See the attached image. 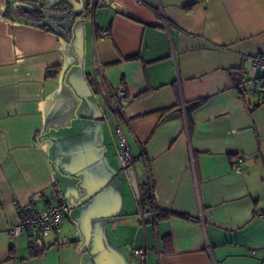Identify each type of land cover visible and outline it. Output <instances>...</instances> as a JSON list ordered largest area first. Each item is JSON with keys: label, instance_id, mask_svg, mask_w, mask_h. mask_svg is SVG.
<instances>
[{"label": "crops", "instance_id": "0c3cea01", "mask_svg": "<svg viewBox=\"0 0 264 264\" xmlns=\"http://www.w3.org/2000/svg\"><path fill=\"white\" fill-rule=\"evenodd\" d=\"M16 2L0 0V264H134L132 247L145 264H264V89L246 75L247 58L264 54V0H109L75 19L82 67L61 46L71 20L64 36L47 32L15 15ZM81 68L93 92L83 109L82 97L66 108L47 95ZM251 81L260 91H246ZM119 121L135 158L128 178ZM147 182L157 209L190 218L140 211ZM58 203L68 209L40 255L26 233L9 241L22 207Z\"/></svg>", "mask_w": 264, "mask_h": 264}, {"label": "built area", "instance_id": "2783aa9c", "mask_svg": "<svg viewBox=\"0 0 264 264\" xmlns=\"http://www.w3.org/2000/svg\"><path fill=\"white\" fill-rule=\"evenodd\" d=\"M92 1L93 4H95L98 0ZM101 34H108V30H101ZM247 60L258 70L259 75L257 80L262 89H264V54L250 56ZM123 93V88L120 87L113 94V98L108 95L109 103L114 107H118L120 104V97ZM113 101L115 102L113 103ZM115 135L117 139V157L120 168L128 178L130 172L134 169L135 158L130 151L120 121L115 128ZM243 158V155L236 154L230 161L231 168L237 173L241 172L240 164ZM67 209L68 206L65 203L52 204L42 210H38L32 206L22 207L18 211L17 222L8 227L6 231L9 241H13L23 233H26L31 239L37 240L48 234L58 235L61 221ZM131 254L134 259V264H145L146 249L144 247H132Z\"/></svg>", "mask_w": 264, "mask_h": 264}, {"label": "trees", "instance_id": "16d2710c", "mask_svg": "<svg viewBox=\"0 0 264 264\" xmlns=\"http://www.w3.org/2000/svg\"><path fill=\"white\" fill-rule=\"evenodd\" d=\"M98 1L93 4L92 0H83V11L75 14L73 16L70 25L67 27V31L71 32V26L73 21L77 18V16H85L86 14L92 13L94 8L97 6ZM72 8V5L68 3L66 0H60L52 5L46 6L40 0H17L14 5L15 15L26 19L31 22L33 25L40 27L41 29L51 32L57 35H60L58 32V28L64 29V21H65V13L69 12ZM7 16H11V7L6 11ZM56 72V67H51L46 70L47 75H53ZM86 76V74H85ZM88 84L92 89V82L88 80ZM149 92L144 91L135 96V98H141L147 95ZM205 101V98L196 99L186 104V112L187 118H189L191 110L200 106ZM154 196L152 191L151 183H142L139 188V209L142 211L143 209L154 208ZM157 210L156 217H167L168 215H174L181 218L189 219V215L179 212L166 211V210ZM37 239H33L30 242L31 253L30 256L40 255L43 251L44 243L42 237L39 238L42 243V248L39 249L38 246H35V241Z\"/></svg>", "mask_w": 264, "mask_h": 264}, {"label": "rangeland", "instance_id": "374dc122", "mask_svg": "<svg viewBox=\"0 0 264 264\" xmlns=\"http://www.w3.org/2000/svg\"><path fill=\"white\" fill-rule=\"evenodd\" d=\"M44 2H47V0H41ZM77 9H78V4L77 3H73L72 4V8L69 12L65 13V16L67 17V23H70V20H72L73 16H75V14L77 13ZM89 24L91 25V20L88 19ZM72 31H71V42H66V40H63L61 43V46L63 48V50L66 51L67 54L72 53L74 60H73V64L75 67L80 66L82 67V64H80V62L83 61L84 58V51H83V46L81 51L80 50H76V46H75V40H74V36L73 34L77 35L79 30L82 29V23L80 21L75 20L72 24ZM58 32L59 34H61L62 36H64L65 32L63 29L58 28ZM88 58H90L91 56V51L90 49H88V53H87ZM72 57V56H70ZM87 61H86V69L87 72L90 74H92L91 72V68L90 66H87ZM251 70V71H250ZM250 70L246 71V75H248L251 79L258 77L259 72L257 69L255 68H251ZM73 71L70 73V75L67 77L66 73L64 72V74L61 76L60 80H58V82L54 85L51 84L50 89L51 92L48 93L47 95H52V97L54 98L56 95V98H58L57 100L59 104H63V106H65L67 108V106H75L74 108H76V104H78L76 101H78L81 97L84 98V103L83 106H81V108L83 109L86 102H87V98L86 96H90L92 95V90L90 89V86L88 85V82L86 81V76L84 74L83 69L81 68V72L78 74V82H74L72 83V77H73ZM252 74V75H251ZM89 76V75H88ZM74 84V88L71 87ZM260 85V84H259ZM256 82H250L249 85H246L244 88L246 89L247 92L254 94V92L260 91V86H259ZM62 99H61V98ZM73 97H76L77 100H71L75 99ZM91 97V96H90ZM97 98L101 101L102 105H104V102L102 101L99 92L97 93ZM70 99V100H69ZM70 101V103L68 104V102ZM105 106V105H104ZM119 162V161H118ZM122 174L124 175V173L122 172ZM51 238L50 235L45 236L44 240Z\"/></svg>", "mask_w": 264, "mask_h": 264}, {"label": "water", "instance_id": "95a60500", "mask_svg": "<svg viewBox=\"0 0 264 264\" xmlns=\"http://www.w3.org/2000/svg\"><path fill=\"white\" fill-rule=\"evenodd\" d=\"M108 1L109 0H98V6H103V5H105V4H107L108 3ZM115 101H113V103H114ZM124 104H126L125 102H124ZM114 108H116V107H114ZM35 246H38V247H42V243H41V240H36L35 241Z\"/></svg>", "mask_w": 264, "mask_h": 264}]
</instances>
